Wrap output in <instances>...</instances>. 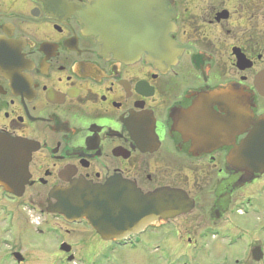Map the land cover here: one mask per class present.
I'll use <instances>...</instances> for the list:
<instances>
[{
  "label": "flooded vegetation",
  "instance_id": "1",
  "mask_svg": "<svg viewBox=\"0 0 264 264\" xmlns=\"http://www.w3.org/2000/svg\"><path fill=\"white\" fill-rule=\"evenodd\" d=\"M92 1L0 0V136L32 149L20 194L0 186V264H198L179 255L210 257L224 240L262 264L264 240H251L264 170L227 159L264 118V0H165L181 52L163 66L102 48L77 11ZM74 181L167 190L186 206L105 240L86 217L49 212Z\"/></svg>",
  "mask_w": 264,
  "mask_h": 264
},
{
  "label": "water",
  "instance_id": "2",
  "mask_svg": "<svg viewBox=\"0 0 264 264\" xmlns=\"http://www.w3.org/2000/svg\"><path fill=\"white\" fill-rule=\"evenodd\" d=\"M77 11L102 48L125 62L144 56L148 62L163 66L174 63L181 52L168 38L172 15L165 0H93ZM252 127L227 159L231 166L249 175L264 170V118L252 122ZM31 153L30 146L20 140L0 136V186L6 191L20 194ZM50 196L57 203L49 212L67 218L86 217L105 240L121 230L123 236L136 231L168 215L178 208L177 204L181 209L186 206V201L167 190L143 195L126 183L99 187L74 181L66 190H54ZM191 207L192 202L184 212ZM260 258L259 250L253 251L254 261Z\"/></svg>",
  "mask_w": 264,
  "mask_h": 264
},
{
  "label": "rangeland",
  "instance_id": "3",
  "mask_svg": "<svg viewBox=\"0 0 264 264\" xmlns=\"http://www.w3.org/2000/svg\"><path fill=\"white\" fill-rule=\"evenodd\" d=\"M253 218L254 217L235 216L231 220V225L239 230H251L256 225V222ZM225 219H223L224 221H221L222 228L227 227L229 225V221ZM260 226L261 228L257 226V230L259 229L258 231H260L258 235L256 234L257 233L256 231L252 230V238H253L251 240L252 243H256L254 242L256 240H257V243H258V240H264V224L262 225V223H260ZM230 245H231V241L229 240L220 241L218 245L219 246L218 249L209 251L210 257L206 256L207 252L198 254L192 251L191 252L184 251L181 253V255H179L180 256L179 258H183V259L186 258L187 260H192L194 263L196 262L198 264H214L215 259L218 260L219 262L218 264H235V260H239L241 261V264H244L245 263L244 257H246V255L244 256L245 252H243L241 247H239V249H236V248L232 249V246ZM139 255L140 254H137V256L134 258L133 261H130V262L127 261V263L125 261V263L123 264H147L146 260L142 258L143 256L140 257ZM156 256L157 255L155 254L154 255L155 259L152 257L154 261L152 260L148 264L159 263L157 261ZM45 257L47 260H50L47 256H44V259ZM248 257H249V254H248ZM87 262H89V260ZM89 263L97 264L96 259L93 262H89ZM116 263L117 262L115 260L113 264H116ZM98 264H106V260L100 259L98 261ZM108 264H111V263H108ZM262 264H264V262Z\"/></svg>",
  "mask_w": 264,
  "mask_h": 264
}]
</instances>
